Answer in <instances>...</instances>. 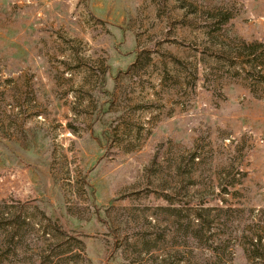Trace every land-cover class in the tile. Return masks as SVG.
<instances>
[{
	"label": "rangeland",
	"instance_id": "rangeland-1",
	"mask_svg": "<svg viewBox=\"0 0 264 264\" xmlns=\"http://www.w3.org/2000/svg\"><path fill=\"white\" fill-rule=\"evenodd\" d=\"M0 264H264V0H0Z\"/></svg>",
	"mask_w": 264,
	"mask_h": 264
},
{
	"label": "trees",
	"instance_id": "trees-1",
	"mask_svg": "<svg viewBox=\"0 0 264 264\" xmlns=\"http://www.w3.org/2000/svg\"><path fill=\"white\" fill-rule=\"evenodd\" d=\"M254 53L255 52H253V54ZM253 54H251V55H253ZM260 243H261V238L259 237V238H257L255 244H252V246L257 249L261 245ZM253 258H258L257 254H254Z\"/></svg>",
	"mask_w": 264,
	"mask_h": 264
}]
</instances>
